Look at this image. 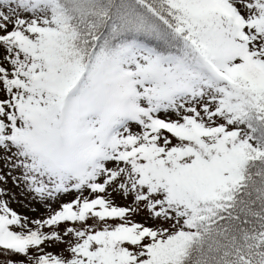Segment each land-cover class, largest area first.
Here are the masks:
<instances>
[{
	"label": "snow or ice",
	"instance_id": "snow-or-ice-1",
	"mask_svg": "<svg viewBox=\"0 0 264 264\" xmlns=\"http://www.w3.org/2000/svg\"><path fill=\"white\" fill-rule=\"evenodd\" d=\"M0 264H264V0H0Z\"/></svg>",
	"mask_w": 264,
	"mask_h": 264
},
{
	"label": "rangeland",
	"instance_id": "rangeland-1",
	"mask_svg": "<svg viewBox=\"0 0 264 264\" xmlns=\"http://www.w3.org/2000/svg\"><path fill=\"white\" fill-rule=\"evenodd\" d=\"M9 187H12V185L9 184ZM13 191L17 192L18 194L20 193V189L15 188V187H13ZM18 199L20 200V203H13V208L16 209L18 212H20L23 215H27L32 219L46 218L47 216L46 210L43 207H41L39 204L33 202L30 208L29 202L27 199L19 195H18ZM120 203H123V202L120 201ZM137 219L139 220L140 217H137ZM49 250L58 251V249H49Z\"/></svg>",
	"mask_w": 264,
	"mask_h": 264
}]
</instances>
